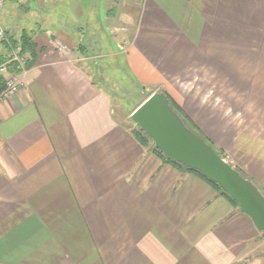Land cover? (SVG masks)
<instances>
[{
  "label": "crops",
  "instance_id": "0c3cea01",
  "mask_svg": "<svg viewBox=\"0 0 264 264\" xmlns=\"http://www.w3.org/2000/svg\"><path fill=\"white\" fill-rule=\"evenodd\" d=\"M0 24L37 45L0 103V264H264L252 217L138 141L101 83L164 91L264 191V0H0Z\"/></svg>",
  "mask_w": 264,
  "mask_h": 264
},
{
  "label": "water",
  "instance_id": "95a60500",
  "mask_svg": "<svg viewBox=\"0 0 264 264\" xmlns=\"http://www.w3.org/2000/svg\"><path fill=\"white\" fill-rule=\"evenodd\" d=\"M132 118L168 159L197 169L218 183L264 231V194L186 124L165 92L147 97L132 112Z\"/></svg>",
  "mask_w": 264,
  "mask_h": 264
},
{
  "label": "trees",
  "instance_id": "16d2710c",
  "mask_svg": "<svg viewBox=\"0 0 264 264\" xmlns=\"http://www.w3.org/2000/svg\"><path fill=\"white\" fill-rule=\"evenodd\" d=\"M9 44L10 45H20L22 47V49L25 52H28L30 55V60L27 64L28 68L30 66H32L35 62H36V56H37V45L35 43V41L33 40L32 36L30 35V33L27 31V29H23V31L21 32V34L19 35V37L14 38L13 35L10 36V40H9ZM8 42H6V47H9ZM169 100L170 103L172 104L173 108L184 118L186 124L192 128L198 135H200L208 144H210L212 146V148L217 151L218 153H220L222 156L225 157V154L222 150L218 149L217 147H215L213 145V143H211L205 136H203L200 131L197 129L196 125L191 121V119L184 113L183 109L181 108V106H179L169 95ZM139 106V105H138ZM135 110V109H134ZM133 110V111H134ZM132 111V112H133ZM132 133L133 135L136 137V139H138V141H140L142 144L146 145V146H150L152 147V149L162 158L165 159L166 161L172 163L174 166L183 169V170H187L190 171L196 175H198L200 178L204 179L205 181H207L208 183H210L218 192H220L222 195L226 196L235 206L239 207L238 202L231 196L229 195L226 191L223 190V188L216 182L210 180L208 177H206L203 173H201L199 170L194 169V168H190V167H186L184 166L181 162H178L176 160H172V159H168L163 153L162 151L157 148L154 145V142L152 140V138L142 129H140L137 125V127L132 128ZM244 177H246L247 175L237 166L233 165ZM247 178V177H246ZM260 189V188H259ZM263 194L264 191L260 190Z\"/></svg>",
  "mask_w": 264,
  "mask_h": 264
},
{
  "label": "rangeland",
  "instance_id": "374dc122",
  "mask_svg": "<svg viewBox=\"0 0 264 264\" xmlns=\"http://www.w3.org/2000/svg\"><path fill=\"white\" fill-rule=\"evenodd\" d=\"M89 54L98 55V51L88 49ZM93 56L92 58H94ZM91 58V59H92ZM95 63L99 61H107L106 57H95L92 59ZM107 75L112 74L115 79L105 78L108 82L104 81L101 83L107 86L113 93L114 103L116 105L117 117L122 121L124 116L126 122L132 127H137L136 122L132 118V111L142 103L147 97L153 93H159L164 91H150V89H142L136 87L133 83L132 77L126 74L123 70H116L115 67L108 72L106 69L104 71ZM105 76V74H100V77ZM110 82V83H109ZM153 140V139H152ZM261 190V189H260Z\"/></svg>",
  "mask_w": 264,
  "mask_h": 264
},
{
  "label": "built area",
  "instance_id": "2783aa9c",
  "mask_svg": "<svg viewBox=\"0 0 264 264\" xmlns=\"http://www.w3.org/2000/svg\"><path fill=\"white\" fill-rule=\"evenodd\" d=\"M0 41H6V30L0 24ZM30 55L20 45H10L7 48L5 58L0 62V103L19 93L22 81L17 78L18 73L24 72L28 66Z\"/></svg>",
  "mask_w": 264,
  "mask_h": 264
}]
</instances>
